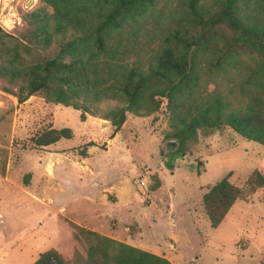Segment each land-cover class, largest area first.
I'll use <instances>...</instances> for the list:
<instances>
[{"label":"rangeland","instance_id":"obj_1","mask_svg":"<svg viewBox=\"0 0 264 264\" xmlns=\"http://www.w3.org/2000/svg\"><path fill=\"white\" fill-rule=\"evenodd\" d=\"M27 1L0 0V263L33 264L26 249L37 258L61 251L78 226L98 233L100 227L101 234L173 264H264V186L238 200L218 227L202 203L209 187L230 172L240 186L254 170L264 173V146L225 125L199 129L186 150L176 152L167 102L150 116L128 113L115 134L110 120L88 114L82 121L80 110L41 94L19 103L6 91H17L18 82L3 68L53 56L63 40L56 35L50 46L38 43L29 14L53 8L41 0L26 6ZM181 1L157 0L125 25L121 36L131 58L147 59L157 51ZM240 52L239 66L206 69L199 87L204 94H222L233 108L249 99L247 66L256 56L246 45ZM116 105L104 101L101 112ZM67 128L71 138L50 143L53 130ZM87 241L75 240L78 249L66 260L76 264ZM55 262L53 255L48 263Z\"/></svg>","mask_w":264,"mask_h":264},{"label":"trees","instance_id":"obj_2","mask_svg":"<svg viewBox=\"0 0 264 264\" xmlns=\"http://www.w3.org/2000/svg\"><path fill=\"white\" fill-rule=\"evenodd\" d=\"M41 1L50 5L53 13L40 8L29 14L38 43L50 46L56 35H62L63 40L53 56L3 68L5 75L18 82L17 91H6L19 103L41 94L47 101L80 110L82 121L88 114L110 120L115 134L128 113L150 116L167 102L173 135L179 142L176 152H184L199 129L225 125L264 146V0H182L181 8L162 31L157 51L147 59L130 57L121 32L157 0ZM241 45L251 48L256 56L247 66L249 99L233 108L222 94H204L199 87L206 69L239 66ZM104 101L117 105L101 112ZM53 131L50 143L72 137L70 128ZM231 176L232 172L203 195V207L213 227L222 223L238 200L249 199L264 186L260 169L254 170L243 186L233 183ZM80 236L87 237V249L85 255L78 254L76 264H173L164 256L78 226L61 251L43 252L33 264H49L53 255V264H71L65 256L78 249L74 241Z\"/></svg>","mask_w":264,"mask_h":264},{"label":"crops","instance_id":"obj_3","mask_svg":"<svg viewBox=\"0 0 264 264\" xmlns=\"http://www.w3.org/2000/svg\"><path fill=\"white\" fill-rule=\"evenodd\" d=\"M102 198H103V197H102ZM102 198H101V199H102ZM102 201L105 202L103 199H102ZM105 203H106V202H105ZM106 217H107V215H106ZM100 218H102V217H100ZM98 230H99L101 233L104 232L102 229H100V227L98 228ZM26 252H27V255H28V256L32 257V263H34V262L36 261V259H37L38 254H37V255L33 254V251H32V250H29V249H26ZM7 262H9V260H8V261H5L4 264H8ZM0 264H1V263H0Z\"/></svg>","mask_w":264,"mask_h":264},{"label":"water","instance_id":"obj_4","mask_svg":"<svg viewBox=\"0 0 264 264\" xmlns=\"http://www.w3.org/2000/svg\"><path fill=\"white\" fill-rule=\"evenodd\" d=\"M34 2V0H28L27 2H26V6H28L29 4H31V3H33Z\"/></svg>","mask_w":264,"mask_h":264},{"label":"built area","instance_id":"obj_5","mask_svg":"<svg viewBox=\"0 0 264 264\" xmlns=\"http://www.w3.org/2000/svg\"><path fill=\"white\" fill-rule=\"evenodd\" d=\"M141 183H142V185H145V182L144 181H142Z\"/></svg>","mask_w":264,"mask_h":264}]
</instances>
